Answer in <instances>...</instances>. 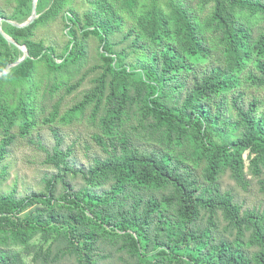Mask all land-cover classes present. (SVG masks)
<instances>
[{"label":"trees","instance_id":"obj_1","mask_svg":"<svg viewBox=\"0 0 264 264\" xmlns=\"http://www.w3.org/2000/svg\"><path fill=\"white\" fill-rule=\"evenodd\" d=\"M7 1L0 70L28 56L0 75V165L20 138L55 171L0 193V264H264V203L236 190L264 194V0H37L22 27L33 0ZM57 20L63 47L34 37ZM81 120L102 153L77 166Z\"/></svg>","mask_w":264,"mask_h":264},{"label":"rangeland","instance_id":"obj_2","mask_svg":"<svg viewBox=\"0 0 264 264\" xmlns=\"http://www.w3.org/2000/svg\"><path fill=\"white\" fill-rule=\"evenodd\" d=\"M75 6L80 12H84L89 8L85 0H76ZM0 8L7 13L12 11V5L7 0H0ZM34 37L36 39L43 38L47 43H54L58 45V47H63L65 37L61 20L55 21L49 27L39 28ZM97 45L98 41L93 37L90 38L89 50L91 57L96 53ZM91 66L92 61L84 66L82 72ZM78 77H80V75L75 78V81ZM90 77L91 76L85 77L77 90L66 94L62 109L72 104L74 100L81 95V92L89 87ZM260 93L262 97H264V91ZM262 109H264V105ZM60 129L61 134L64 136V146H69L74 143V158L78 164L77 166L88 165L93 155L102 153L95 141L91 138L92 128L88 121L81 120L74 122L72 125L61 124ZM33 136L36 139H40L47 147H51L54 143L52 132L50 128L45 125L40 126L36 132L33 133ZM86 142L91 145V149H86ZM45 157V150L38 147L37 144L28 142L26 139L18 138L3 164L0 165V170L1 167L5 165L8 171L7 179L0 183V193L13 191L17 196H24L34 191L44 190V175L47 172L51 173L55 171L52 166L45 163ZM248 176L252 179L249 190L243 191L240 188H236V190L240 192V197L245 200L247 207L264 203V194L259 190L257 178L250 174ZM79 181L78 179L77 182ZM223 184L225 187H234L235 185L234 181L228 175L223 177Z\"/></svg>","mask_w":264,"mask_h":264},{"label":"water","instance_id":"obj_3","mask_svg":"<svg viewBox=\"0 0 264 264\" xmlns=\"http://www.w3.org/2000/svg\"><path fill=\"white\" fill-rule=\"evenodd\" d=\"M36 16H37V0H33L32 13H31L30 17H29L25 22H22V23H16V22H14V23H15L16 25H18V26H21V27H22V26H26V25L30 24L32 21H34V19L36 18ZM0 21H1V18H0ZM0 32L3 33L4 36H5L9 41H11V42H13V43L16 44V42H15L10 36H8L7 34H5V33L3 32L2 28H1V24H0ZM20 47H21V49L23 50L24 55H23L19 60H17L16 62L9 64V65L7 66V68H6L4 71H1V70H0V75H1L2 73L8 72L13 66H15V65L18 64L20 61H22L25 57L28 56L27 48L24 47V46H23V47L20 46Z\"/></svg>","mask_w":264,"mask_h":264}]
</instances>
